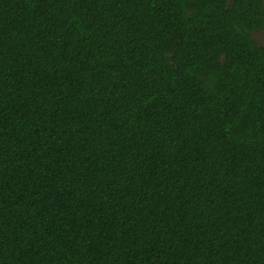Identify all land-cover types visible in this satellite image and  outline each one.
Listing matches in <instances>:
<instances>
[{"label":"trees","instance_id":"16d2710c","mask_svg":"<svg viewBox=\"0 0 264 264\" xmlns=\"http://www.w3.org/2000/svg\"><path fill=\"white\" fill-rule=\"evenodd\" d=\"M262 0H0V264H264Z\"/></svg>","mask_w":264,"mask_h":264},{"label":"rangeland","instance_id":"374dc122","mask_svg":"<svg viewBox=\"0 0 264 264\" xmlns=\"http://www.w3.org/2000/svg\"><path fill=\"white\" fill-rule=\"evenodd\" d=\"M262 1L264 3V0H262ZM252 37L254 38L256 43H258L261 46H264V28L261 30L254 31L252 33Z\"/></svg>","mask_w":264,"mask_h":264}]
</instances>
